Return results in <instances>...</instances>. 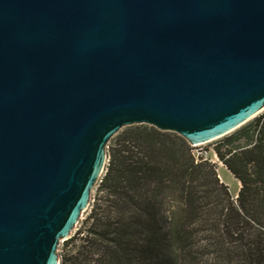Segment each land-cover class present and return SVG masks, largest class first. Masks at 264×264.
Returning <instances> with one entry per match:
<instances>
[{
  "label": "water",
  "instance_id": "1",
  "mask_svg": "<svg viewBox=\"0 0 264 264\" xmlns=\"http://www.w3.org/2000/svg\"><path fill=\"white\" fill-rule=\"evenodd\" d=\"M262 111L264 0H0V264H60L123 128Z\"/></svg>",
  "mask_w": 264,
  "mask_h": 264
},
{
  "label": "trees",
  "instance_id": "2",
  "mask_svg": "<svg viewBox=\"0 0 264 264\" xmlns=\"http://www.w3.org/2000/svg\"><path fill=\"white\" fill-rule=\"evenodd\" d=\"M214 150L241 183L237 198L183 136L123 128L60 264H264V113Z\"/></svg>",
  "mask_w": 264,
  "mask_h": 264
},
{
  "label": "rangeland",
  "instance_id": "3",
  "mask_svg": "<svg viewBox=\"0 0 264 264\" xmlns=\"http://www.w3.org/2000/svg\"><path fill=\"white\" fill-rule=\"evenodd\" d=\"M263 113H264V111H262L257 117H259ZM253 120H251V121H253ZM216 141L217 140L209 142V143L193 145L194 154L196 156L206 157V158L210 159V161H212L213 163H216L218 165V174H219L221 180L229 186L231 193L234 195L235 198H237L238 194L241 190V183L238 179L235 178V176L228 170V168L218 158V156L214 150V146H215ZM201 152H202V154H201ZM201 157H199V158H201ZM99 182H98V184H99ZM98 184L95 186V188L92 191L91 200H90V204H89L88 208L83 212L77 226L75 227V229H74L72 235L69 237V239L72 238L78 232V230H80L84 226V223L86 222V219L88 218V216L90 214L92 206L94 205V203L97 199ZM67 240H68V238H65L60 242L59 249H58L59 250L58 251L59 259H61V256L64 255L66 252V241ZM69 248H72V247L70 246Z\"/></svg>",
  "mask_w": 264,
  "mask_h": 264
},
{
  "label": "built area",
  "instance_id": "4",
  "mask_svg": "<svg viewBox=\"0 0 264 264\" xmlns=\"http://www.w3.org/2000/svg\"><path fill=\"white\" fill-rule=\"evenodd\" d=\"M201 154H202V152H201ZM197 157V159H200L199 157H201V156H196Z\"/></svg>",
  "mask_w": 264,
  "mask_h": 264
}]
</instances>
